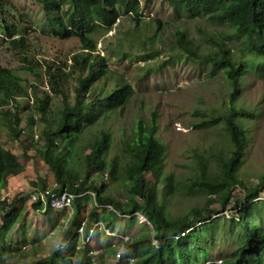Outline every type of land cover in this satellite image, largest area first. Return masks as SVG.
<instances>
[{
  "label": "trees",
  "instance_id": "16d2710c",
  "mask_svg": "<svg viewBox=\"0 0 264 264\" xmlns=\"http://www.w3.org/2000/svg\"><path fill=\"white\" fill-rule=\"evenodd\" d=\"M35 1L42 6L54 33L67 38L78 37L82 48L70 56V63L58 58L45 59L41 65L42 73L29 65L15 69L0 65V244L3 245L17 224L23 202L21 194L7 196L9 178L26 177L31 181L32 193L53 187L52 190L57 193L68 191L76 194L73 198L75 213L64 234V239H73L75 243L79 236L75 229L84 219L88 227L103 222L104 226L113 230L123 214H143L155 231L147 230L135 237L130 236L126 241H118L124 247L118 264H126L128 258H133L135 264L200 263L202 259L190 249L194 232L186 234V231L197 220L206 222L213 212L228 208L235 200L233 206L241 205L244 208L243 212L237 213L247 234L245 249L249 254L247 257L241 254L239 257L225 258L221 264H241L242 261L248 264V259L253 264H264V228L246 215L248 207L259 196L260 190L264 189V174L257 183L248 185V181L237 173L250 140L246 124L254 115L252 109L236 104L240 76L246 71L248 61L234 62L233 48L225 40L216 41L217 52L209 59L213 65L224 70L230 86L228 107L222 114L210 116L208 121L202 123L221 121L230 147L222 144L201 151L194 150L196 164L193 174L181 179L173 174L162 176L166 146L157 136V111H152L149 123L139 118L132 127V133L123 136L121 146H118L120 156L116 154L112 158L108 157L112 144L107 130L95 127L96 130L91 131L103 114L104 106H124L131 88L122 77L107 72L106 59L97 52L96 43L88 36V32L94 25L112 27L122 15V6L138 15L139 0H129L128 3L126 0ZM165 1L178 13L184 11L194 16L206 12L214 19L228 21L235 27L236 36L250 40L252 50L264 56V0ZM0 14L4 18L1 29L10 45L15 50L28 52L30 48L25 36L16 37L18 25H24L25 14L11 0H0ZM176 40L186 54L198 57L190 47L191 40L183 29H177ZM65 68L76 80L72 98L63 79ZM41 78L46 80L47 88L39 86L38 79ZM23 120L29 124V129L22 126ZM36 123L40 134L36 144L31 143L21 154L7 147V140L2 139L1 131L6 132L12 140L26 136L29 142L34 139L32 131ZM84 125H87V131ZM85 137L91 143L80 148L70 159L72 147L77 144L75 140ZM64 140L65 147L62 143ZM87 149L90 150L83 157ZM22 157L33 159L37 170L40 163H45L56 186L48 184L44 175L29 174L26 165L20 160ZM211 159L216 163V170L210 164ZM122 172L126 176L123 183L131 195L130 200H121L104 193L110 189L107 183L119 181L124 175ZM184 181L207 191L206 201L201 208H193L188 214L173 215L166 208V200L170 196L180 198ZM88 191L94 194L92 205L84 198ZM235 191L238 192L237 196L233 195ZM245 204L250 205L247 207ZM107 205H111L112 209H108ZM31 207L43 210L40 200H31ZM47 209L51 210L50 213L55 212L50 206ZM161 227L164 232L158 233ZM183 233L186 235L182 236ZM96 234L98 245L101 246L98 236L102 232L97 231ZM152 239L158 240L159 246H155ZM80 246L74 262L73 255L67 253L61 256L58 263L54 256L59 250H53L48 256L30 259L28 254L16 252L19 250L17 245L7 257H0V260L5 264H107L106 255L115 251L113 245L101 246L98 253L92 252L95 245Z\"/></svg>",
  "mask_w": 264,
  "mask_h": 264
},
{
  "label": "rangeland",
  "instance_id": "374dc122",
  "mask_svg": "<svg viewBox=\"0 0 264 264\" xmlns=\"http://www.w3.org/2000/svg\"><path fill=\"white\" fill-rule=\"evenodd\" d=\"M11 1L25 14L24 25H18L16 37L25 36L30 50L22 52L13 49L1 29L4 18L0 14V65L12 69L29 65L42 73L41 65L45 59L58 58L70 63V56L82 48L79 38L56 35L50 21L44 15L42 6L35 0ZM128 2L129 0H126V3ZM139 7V14L135 15L122 6L120 10L122 15L112 27L94 25L88 32V36L96 43L97 52L106 59L107 72L122 77L131 88L124 106L111 108L104 106L100 119L91 127V131L104 128L110 133L112 151L108 157L112 158L116 154L120 156L118 146H121L123 136L132 133V127L139 118L149 123L153 110L158 114L157 136L166 146L162 176L173 174L181 179L193 174L196 164L193 158L194 150L201 151L203 148L222 144L224 147H230L221 121L202 123L208 121L210 116L222 114L228 107L230 86L224 70L213 65L209 59L217 52L216 41L222 39L233 48L234 62L248 61L246 71L240 76L241 85L236 104L252 109L254 115L246 124L250 140L237 173L248 181V185L257 183L259 177L264 174V56L257 55L252 50L250 40L236 36L235 27L228 21L214 19L210 13L203 12L194 16L184 11L178 13L165 0H139ZM158 20H161L160 24ZM180 28L191 40L190 47L196 52L197 58L186 54L177 44L176 31ZM63 79L69 97L72 98L76 86L75 76L65 68ZM38 81L40 87H46V80L41 78ZM110 84H113V80ZM36 124L32 131L34 134L32 141L28 142L26 136L20 140H12L4 131H1L2 139L7 140V147L21 154L31 143H37L40 134L37 127L39 125ZM22 126L29 129V124L24 120ZM86 128L87 125H84L87 131ZM65 142L66 140L62 142L64 147ZM75 142L77 144L72 147L70 159L80 151V148L91 143L87 137L77 139ZM89 150L83 152V157ZM29 153L31 154L32 150ZM20 160L26 165L29 174L44 175L48 184H56L45 163H40L37 170L33 159L22 157ZM210 164H213L214 170L217 169L214 160L211 159ZM125 179L124 174L119 181H109L107 188L110 189H106L104 193L121 200H130L131 195L123 183ZM31 193V181L26 177L9 178L7 196L21 194L23 200L19 223L17 222L16 227L11 230L10 241L13 244L21 243L27 246L30 253L24 250L18 252L20 255L26 253L29 257L38 258L48 255L56 246L58 247L59 235L66 233V229L63 232V228L71 217L65 214V219L57 222L58 227L53 226L51 222L46 221V217H39L29 206ZM237 194L235 191L233 195ZM206 195L207 191L184 181L180 189V198L168 197L166 208L173 215L188 214L193 208H201L205 204ZM93 196L92 191L84 195L90 205L94 203ZM234 203L235 200L229 205L228 214L224 213L207 222L197 221L194 225L190 249H193L194 255L202 259L200 264L215 261L217 262L212 264H218L219 260L238 257L241 251L245 250L247 234L241 226L240 218L235 215L238 208L233 206ZM71 211L68 212L69 215ZM247 213L248 219L254 220L264 228L263 200L258 202L255 200L248 207ZM136 217L140 221L145 218L140 213ZM53 218L56 219L57 216L53 214ZM137 218L124 217L118 222L119 225L124 224L128 230L126 239L147 230L155 231L148 222L139 224ZM131 223L133 225H130ZM157 232L163 233L164 229L158 228ZM77 239L76 243H80V238ZM153 242L155 243L154 240ZM96 244L98 245V242ZM96 244L94 248L98 249ZM98 246L101 249L102 245ZM120 246L121 242L115 241L113 244L115 254L106 255L107 264H117ZM70 248L71 244L68 242L65 248L54 256L55 260L59 263L61 256L67 251L70 252ZM10 252L0 244L2 259ZM245 254L247 255V251ZM0 264L5 263L0 260Z\"/></svg>",
  "mask_w": 264,
  "mask_h": 264
},
{
  "label": "clouds",
  "instance_id": "9594fccd",
  "mask_svg": "<svg viewBox=\"0 0 264 264\" xmlns=\"http://www.w3.org/2000/svg\"><path fill=\"white\" fill-rule=\"evenodd\" d=\"M51 186H56V184H53V185H51ZM48 188V187H47ZM49 188H53V187H49ZM42 191V190H41ZM261 192H260V194H259V196L257 197V198H255L253 201L255 202V200H256V202H258V201H264V189H261L260 190ZM71 193V192H70ZM32 194V193H31ZM74 194V193H73ZM76 196V194H74V197ZM31 200L32 201H38V200H33L32 199V197H31ZM41 202H42V205H43V210L41 211V210H37V209H34L33 208V210L35 211V213H37L38 214V216L40 217V216H44V217H46V215L45 214H43V213H45V212H47V211H51L50 209H47V206H50L51 207V209H53L55 212H64V213H62V214H67V216H70L71 218H72V216L74 215V213H75V210H74V208H73V202H72V205H71V207L70 208H65V209H56V208H53L49 203H45V202H43L42 200H40ZM30 205V207H31V203L29 204ZM108 206H111V205H107V207ZM245 206H249V204H246ZM32 208V207H31ZM236 208H238V211L237 212H243V206H239V207H236ZM108 209H112V206H111V208H109L108 207ZM231 209H232V206H231ZM72 210V211H71ZM228 208H226V209H222V210H220V211H216V212H213L212 214H211V216H210V218L207 220V221H209L210 219H214L215 217H217V216H222V215H224V213L226 214H228ZM71 211V213H70V215H69V213L68 212H70ZM61 214V215H62ZM141 214V213H140ZM242 214H244V213H242ZM136 215H139V212L138 213H136ZM136 215H122L123 216V218L124 217H126V218H129L130 216L132 217V218H137L136 217ZM236 216H238L239 217V213H237V214H235ZM247 215V214H246ZM142 216H143V214H142ZM248 216V215H247ZM145 217V216H144ZM71 218H70V220L68 221V223H69V225H70V222H71ZM146 218V217H145ZM240 218V217H239ZM47 221V220H46ZM137 221L141 224V223H145V222H148V223H150L149 222V220L146 218L145 219V222L144 221H140L138 218H137ZM197 221H199V222H205V221H200V220H197ZM197 221L191 226V227H189V229L186 231V234H188V233H191L192 231H193V227H194V225L197 223ZM206 221V222H207ZM82 222H85V230H86V232L85 233H88V230H89V228H91V227H93V226H95V231H94V233H93V235L91 236V238H90V240H88V241H86V240H84L83 239V237L81 236V234L80 233H78L77 232V229H78V227L81 225V223ZM82 222L79 224V226L78 227H76V229H75V232L79 235L78 237L80 238V243H78L77 245H76V243H75V241L73 240V239H64L65 237H64V235H62V234H60L59 236H60V240H59V242H58V247L56 246V249L55 250H63L64 248H65V246H66V244L69 242L70 244H71V248L69 249V251L70 252H65L64 254H67V253H69V255L71 254V255H73V262L75 261V258H76V255H77V252H78V250L80 249V245H82V244H90V245H92V246H94L95 244H96V242H97V234H96V232L97 231H100V232H102V234L103 235H108L109 237H116L118 234H117V232L113 229V230H111V229H109L108 227H106V226H104V223L103 222H97V223H94V224H92L90 227H88L89 226V224L87 223V221L84 219V220H82ZM19 223V222H18ZM17 223V224H18ZM68 223H66L65 224V228H63V232H64V230L66 229L67 230V228L69 227V225H68ZM150 225H151V223H150ZM16 227V226H15ZM151 229L153 230V227H152V225H151ZM244 230V229H243ZM195 231V230H194ZM193 231V232H194ZM109 232H111V233H113V234H110ZM246 233V232H245ZM185 233H183L182 234V236H184V235H186ZM126 234H124V235H122L121 237V241L123 240V241H126V240H128V238L126 239ZM247 239V238H246ZM78 239H76V241H77ZM153 240L155 241V243L153 242ZM120 241V240H119ZM94 242H95V244H94ZM152 243L155 245V246H159V244H158V240H156V239H152ZM8 250H10V251H12L13 250V248H14V246L15 245H17V249H19L18 251H16V252H21V251H26V252H28L27 251V246L26 245H24V244H21V243H17V244H13V243H11V241H10V236L4 241V244H3ZM246 247V246H245ZM245 247H244V249H245ZM121 248H122V251L124 250V247H123V244H121V246H120V249H119V252H118V257H119V255H120V253L122 252V251H120L121 250ZM100 250L101 249H96V248H92V252L94 251V253H98V252H100ZM245 251H247L246 249L245 250H242L241 251V254H244V256H246L247 257V255L249 254L248 252H247V255L245 254ZM50 254V253H49ZM48 254V255H49ZM63 254V255H64ZM240 254V255H241ZM48 255H46V256H48ZM239 255V256H240ZM42 256H45V255H42ZM238 256V257H239ZM30 259H37V258H32L31 256L29 257ZM39 258V257H38ZM235 258V257H234ZM128 259H133V258H128ZM128 259H126V264H127V262H128ZM119 260H120V258H119ZM134 260V259H133ZM223 260L221 259V260H219V262L220 263H218V264H221V262H222ZM71 263V264H77V263ZM217 261H215V262H209V264H212V263H216ZM244 262H246V261H242L241 262V264H243ZM117 264H118V262H116ZM201 263V262H200ZM200 263H197V264H200ZM247 263L248 264H253L252 263V261L250 260V259H248L247 260ZM68 264V263H67ZM134 264H135V262H134Z\"/></svg>",
  "mask_w": 264,
  "mask_h": 264
},
{
  "label": "built area",
  "instance_id": "2783aa9c",
  "mask_svg": "<svg viewBox=\"0 0 264 264\" xmlns=\"http://www.w3.org/2000/svg\"><path fill=\"white\" fill-rule=\"evenodd\" d=\"M74 194L68 191L62 193H57L52 188H46L39 193H32L33 200H42L45 203H49L53 208L56 209H65L70 208L73 202ZM4 199V197H2ZM146 218H143L142 221H145ZM95 231V226L89 228L88 233H85V222H82L78 227L77 232L81 234L84 240H90L91 236ZM110 234H113L109 232ZM122 251V248L121 250ZM127 264H134L133 259H128Z\"/></svg>",
  "mask_w": 264,
  "mask_h": 264
},
{
  "label": "crops",
  "instance_id": "0c3cea01",
  "mask_svg": "<svg viewBox=\"0 0 264 264\" xmlns=\"http://www.w3.org/2000/svg\"><path fill=\"white\" fill-rule=\"evenodd\" d=\"M46 215V219L47 221L51 222V224L55 227H58L60 219L64 218L65 214H62V212H54V213H50L49 211L43 213ZM53 214L57 216L56 219L53 218ZM62 214V215H61ZM57 223V224H56ZM137 224V222H134ZM139 223V222H138ZM140 224V223H139ZM130 225H133V223H131ZM126 226L124 224L122 225H117L115 226L114 230L117 232V236L116 237H109L108 235H103L101 234L99 237V243L105 247V246H109V245H113L115 243V241H119L121 240V236L124 234L128 233V230L125 229Z\"/></svg>",
  "mask_w": 264,
  "mask_h": 264
}]
</instances>
